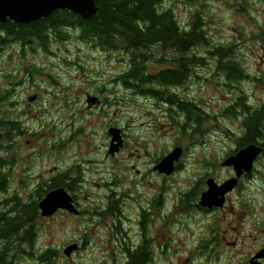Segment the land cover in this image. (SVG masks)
<instances>
[{
    "label": "rangeland",
    "instance_id": "rangeland-1",
    "mask_svg": "<svg viewBox=\"0 0 264 264\" xmlns=\"http://www.w3.org/2000/svg\"><path fill=\"white\" fill-rule=\"evenodd\" d=\"M166 6L175 9L183 26L200 13L211 42L233 46L251 74L229 80L217 72L216 59L207 53L209 59L196 69L200 78L179 89L186 99L202 100L214 117L201 121L197 130L183 128L184 119L171 117L156 98L132 92L119 79L129 65L127 56L84 42L80 31L63 30L65 40L52 42L48 49L19 41L3 47L0 96L11 92V116L29 129L19 139L9 193L28 199L39 185L70 167L75 180L82 175L86 179L74 193L88 211L80 216L66 211L38 216L34 254L17 257L14 264H125L121 244L137 246L144 233L155 255L152 264H247L253 247L264 241L263 155L255 163L254 176L241 179V188L230 195L225 210L193 218L194 205L175 206L182 191L197 185L200 177L209 174L221 185L236 175L222 162L238 148L236 138L242 135L247 113L224 111L241 95L251 107H264V0H167ZM149 69L157 70L158 65ZM93 96L102 100L100 107L89 102ZM109 125L119 127L125 139L115 154L108 151ZM178 145L185 153L182 170L168 176L157 171V162ZM206 188L205 181L202 190ZM114 193L123 196L119 201L130 236L112 229L119 223L114 215L94 212L106 202L101 195ZM159 195L161 206L155 202ZM5 197L0 194V202ZM148 205L153 209L145 231L141 209ZM73 244L77 248L68 256L65 249ZM49 248L56 250L52 258L39 259Z\"/></svg>",
    "mask_w": 264,
    "mask_h": 264
},
{
    "label": "trees",
    "instance_id": "trees-1",
    "mask_svg": "<svg viewBox=\"0 0 264 264\" xmlns=\"http://www.w3.org/2000/svg\"><path fill=\"white\" fill-rule=\"evenodd\" d=\"M95 1L98 12L88 19L70 10L59 9L49 17L30 23H16L10 19L0 22V55L3 47L14 41L33 48L37 45L48 49L52 42L65 40L67 34L63 30L80 31V38L84 42H90L94 47L108 53H124L130 58V67L119 75L121 82L130 87H139L143 83H158L154 84V93H159L168 100L174 98L177 107L181 109L179 112L187 114V123L183 126L191 123L195 125V129L202 121L193 114V109L196 108L178 92L170 95L167 89L170 86L185 87L191 81L190 75L194 73V65L203 61L198 57L200 52L192 51L195 48H205L210 56L218 59V71L229 80L239 81L243 77L244 69L234 54L233 46H221L211 42L205 30L206 22L201 19L203 16L200 13L197 12L192 22L183 26L175 9L165 6L167 0ZM160 49L175 51L170 59L167 58L169 53L165 51V60L159 62L173 64V67L154 75V70L150 69L152 73H149L146 66L156 61ZM6 92L8 94L0 96V194H6L0 202V264H14L17 257L20 259L22 256L34 254L31 250L35 248L38 232L40 200L49 189L61 185L75 188L77 181L73 178L72 182H67L69 171L73 169L69 168L42 183V186L39 185L30 193L28 199L17 193H9L12 188L10 169L17 162L21 149L19 139L28 133L29 129L18 118L11 116L10 107L14 102L9 98L11 92ZM249 104L245 101V96L241 95L224 113L235 116L238 110L247 112L242 122V135L237 136L236 141L240 147L251 142L259 143L263 147L264 156V107L254 108ZM109 211L119 217L118 199L111 202ZM55 251L46 249L39 259L48 261ZM128 254L127 264H146L149 257L145 246L129 250Z\"/></svg>",
    "mask_w": 264,
    "mask_h": 264
},
{
    "label": "water",
    "instance_id": "water-1",
    "mask_svg": "<svg viewBox=\"0 0 264 264\" xmlns=\"http://www.w3.org/2000/svg\"><path fill=\"white\" fill-rule=\"evenodd\" d=\"M67 9L79 16L88 19L98 12L95 0H0V22L12 20L16 23H30L49 17L55 10ZM37 95L29 97L33 101ZM95 97H90L89 102H95ZM112 141L109 148L111 154H115L123 145V138L120 128L113 126L109 129ZM263 147L256 143H251L229 155L222 163L225 166H232L236 170V177L226 180L218 185L213 178L208 180V189L203 192L201 204L204 206H221L224 204L225 195L233 190L239 183V177L245 173H251L255 167L256 159L262 154ZM183 153V147L177 146L168 153L156 167L162 171L170 173L175 167V162L179 160ZM39 207L42 216H52L60 209H66L72 213L79 212L73 196L64 187L60 186L52 189L40 200ZM77 248L73 244L65 249L68 256ZM256 258H264V248L256 254ZM251 264H260L251 262Z\"/></svg>",
    "mask_w": 264,
    "mask_h": 264
},
{
    "label": "flooded vegetation",
    "instance_id": "flooded-vegetation-1",
    "mask_svg": "<svg viewBox=\"0 0 264 264\" xmlns=\"http://www.w3.org/2000/svg\"><path fill=\"white\" fill-rule=\"evenodd\" d=\"M165 6H166V4H165ZM200 48V47H199ZM204 48H202V49H198V48H195V50H193L192 52H194V51H197V52H200L201 54L198 56L199 58H202L203 59V61H200V62H198V63H196L195 65H194V67H193V71H192V75H190V78H191V81L189 82V85H190V83L191 82H193V81H195V80H198L199 78H200V75H199V73L197 72V66L198 65H204L205 63H206V61L209 59L208 57H207V53L209 54V52H205V53H203L202 52V50H203ZM168 52L169 53V55L167 56V58H171V57H173L174 56V52L172 51V50H169V51H167V50H162V49H160V53H159V56H156L157 58H156V61L154 62V63H150V64H148V66H146V69L148 70V72L149 73H152L151 71H150V69H149V66L151 65V64H156V65H158V69L157 70H154V75H156V74H158V73H161V72H163V71H165V70H167V69H170L171 67H173V64H166V62H162V63H159V62H161V61H163V60H165V55H163L164 54V52ZM127 58H129L128 56H127ZM214 59H216V58H214ZM130 60V58L128 59V62H129V65H128V67L127 68H129L130 67V64H131V60ZM216 61H217V72L219 73V71H218V59H216ZM243 69H244V67H243ZM251 76V74L250 73H248V72H246V70L244 69V75H243V77H241V78H247V77H250ZM241 80V79H240ZM156 83V82H155ZM155 83H153V82H151V84L149 85V83H143L142 85H139V84H137V85H139V87H136V86H133V85H131V87L130 86H128V88L132 91V92H138L139 94H144L143 96H149V97H154V98H156L158 101H160L165 107H167V109H166V112L167 113H171V117H175V116H177V118H178V120L180 121V119H184V123L186 122V115L187 114H185V113H182V112H179L181 109L180 108H178L177 107V103H176V100L174 99V98H170L169 100L168 99H166L165 97H163L162 95H160L159 93H157V94H155L154 93V91H155V86H154V84ZM156 84H158V83H156ZM126 85V84H125ZM127 86V85H126ZM181 88V87H180ZM180 88H178L177 86H170V87H167V89H169V93H170V95H172V93H176V92H178L181 96H182V98L183 99H185L186 101H188V102H190L195 108H196V110L195 109H193L195 112L193 113V114H196L199 118H201V120L203 121V120H206V119H209V118H214L213 116H212V114L211 113H209L208 111H206L205 110V107H204V102L202 101V100H197V99H195L196 97H194V98H190V99H186L185 98V96L183 95V94H181L180 92H179V89ZM160 89V88H159ZM160 95V96H159ZM93 97H95L96 98V101L95 102H92V103H97V104H94V106L95 107H100L101 106V104H102V100L100 99V97L98 96H93ZM230 106H232V105H229L227 108H229ZM245 113H247L246 111H244ZM180 118V119H179ZM245 120V119H244ZM180 122H182V121H180ZM243 122V121H242ZM187 123V122H186ZM184 125V124H183ZM182 125V127L183 128H185V126H183ZM242 125H243V123H242ZM195 126V125H194ZM191 123H188V127H190L191 128V130H197V128L195 129V128H193L194 127ZM199 125H197V127H198ZM111 127H113L112 125H109L108 126V128L110 129ZM117 127V126H116ZM107 128V130H108V132H107V134L111 137V140L109 141V144L111 145V141H112V135L109 133V129ZM242 129H243V127H242ZM232 133H234V132H232ZM120 134H121V129H120ZM126 134V133H125ZM201 134H203V132H201ZM239 134H242V133H239ZM122 135L124 136V134H123V132H122ZM126 136H128L127 134H126ZM127 140V139H126ZM251 143H254V142H251ZM250 143V144H251ZM256 144H259V143H256ZM109 145V146H110ZM125 145V139L123 138V145H122V147ZM260 145V144H259ZM179 146V145H178ZM181 146V145H180ZM246 146V145H245ZM121 147V148H122ZM177 147V146H176ZM176 147H174V149L176 148ZM242 147H244V146H242ZM242 147H240V146H238V148L236 149V150H234L233 151V153H231V154H228L227 156H226V158L229 156V155H232V154H235L236 153V151L237 150H239L240 148H242ZM110 148V147H109ZM173 149V150H174ZM172 150V151H173ZM109 151V150H108ZM172 151H170V152H172ZM170 152H167V153H165V155L164 156H166L168 153H170ZM183 152H184V149H183ZM185 154V153H184ZM184 154L182 153V155L184 156ZM182 155H181V157H182ZM163 156V157H164ZM260 156H262V154L260 155ZM259 156V157H260ZM163 157L157 162V164L163 159ZM179 158V160H177L176 162H175V167L173 168V170L170 172V173H167V172H162V171H160L157 167H156V165H155V169L157 170V171H160V172H162V173H164L165 175H171L172 173H173V175L174 174H176L177 172H179L180 170H182V166L184 165V163L182 162V158ZM258 157V158H259ZM155 158H157V157H155ZM258 158L256 159V161L258 160ZM181 159V160H180ZM256 161H255V163H256ZM256 165V164H255ZM70 168V167H69ZM68 168V169H69ZM233 169H234V167H233ZM254 169H255V167H254ZM254 169H253V171L251 172V173H245V174H243L241 177H239V183L237 184V186L233 189V190H231V191H229L226 195H225V201H224V204L223 205H221V206H217V205H213V206H211V207H209V206H204V205H202L201 204V199H202V194H203V192H205L207 189H208V180L210 179V178H213V177H209L210 175L209 174H207L205 177H200L198 180H197V185H192V187L193 188H191V189H189L188 191H182V193H181V197L180 198H178L176 201H175V206H181V205H194L195 206V208H196V216H193V218H195V217H197V213H199V214H201V213H215L216 211H223V210H225V207H226V204H227V201H228V199H229V197H230V195L235 191V190H237V189H239V188H241V186H242V184L240 183L241 182V179H245V178H249L250 176L252 177V175L254 176ZM235 170V169H234ZM65 171H67V170H65ZM65 171H62V172H65ZM235 172H236V170H235ZM59 173H61V171L59 172ZM58 173V174H59ZM57 174V175H58ZM57 175H55V176H57ZM236 176V175H235ZM234 176V177H235ZM54 177V176H53ZM74 177L73 176H71L70 175V173H69V176L67 177V182H72V179H73ZM231 178H233V177H231ZM230 178V179H231ZM75 179V178H74ZM214 180H215V182H216V179L215 178H213ZM77 181V184H76V186H75V188L76 189H80L81 187H83V182H86V179H84V175H82V178L78 181V180H76ZM205 181H206V184H207V188L206 189H203L202 190V187H203V185L205 184ZM97 185H101V184H97ZM62 186V185H61ZM102 186L103 187H107L108 185H105V184H102ZM149 186H151V183H149ZM57 187H60V186H57ZM57 187H53V188H51V189H49V191L50 190H52V189H55V188H57ZM70 193H71V195L73 196V199H74V202H75V204H76V206H77V208H78V210H79V212L77 213V214H75V213H73V214H75V215H84V214H86V213H88V211L87 210H85V209H83L82 208V206H81V204L79 203V201L77 200V198H76V195H75V193H74V187L73 188H67L66 186H64ZM188 187H190V186H188ZM187 187V188H188ZM198 190H200V193H198L196 196H195V193H197V191ZM143 192V191H142ZM100 193H98V195H99ZM98 195H95V196H98ZM102 196H103V198H105V200H106V202L104 203V205L103 206H101V205H99V210L98 211H96V209H95V213H97V214H111L110 213V207H111V202L114 200V199H118V200H120L123 196H121V194L120 193H114V194H104V195H101V198H102ZM160 197H161V195H159V198H155V202H158V205L159 206H161V203H163V202H160L159 200H160ZM129 198H132V199H136V198H134V197H129ZM128 198V199H129ZM127 199V200H128ZM137 199H138V197H137ZM150 199V197H148V200ZM129 200H131V199H129ZM144 201H145V199H144ZM191 203H194V204H191ZM119 204H120V215H119V217L117 218L115 215H116V213L115 214H113L114 215V220H119V223H116L114 226H112V229H114L116 232L117 231H119L120 232V235H122L123 236V233H124V235H126V236H130V234H129V230L125 227V225H124V223H123V221H125V223L128 221L127 219H126V215H125V210H124V208H123V205H122V202H120L119 201ZM152 206H143V210L141 209V216H142V218L143 219H141V223H142V226H143V230H145L146 231V221H147V216L150 214V213H152ZM59 211H66L65 213H72V212H70V211H68V210H66V209H60V210H58L56 213H58ZM218 230V229H217ZM218 233H219V230H218ZM145 235H146V233H144V237H143V240H142V242L140 243V244H138L137 246H133V245H135V244H132V245H127V246H125V243L124 244H121V248H122V250H123V253L125 254V259H127L126 260V263L125 264H127L128 263V261H129V254H128V251L129 250H134V249H137L138 247H140V246H145L146 247V249L148 250V252H149V257H148V259H147V261H146V264H152V262L154 261V253H153V251H152V249H149L148 248V244H147V238L145 237ZM119 236V234L117 233L116 234V237H118ZM124 241H125V239H124ZM256 246V245H255ZM253 247V250H252V252L250 253V255H249V257H248V260H247V264H251V262H254V263H260V264H264V258H256L255 256H256V254L257 253H259L263 248H264V241L261 243V245L259 246V247Z\"/></svg>",
    "mask_w": 264,
    "mask_h": 264
},
{
    "label": "bare ground",
    "instance_id": "bare-ground-1",
    "mask_svg": "<svg viewBox=\"0 0 264 264\" xmlns=\"http://www.w3.org/2000/svg\"><path fill=\"white\" fill-rule=\"evenodd\" d=\"M35 95H36V94H35ZM36 98H37V97H36ZM36 98H35V99H36ZM35 99H34V100H35Z\"/></svg>",
    "mask_w": 264,
    "mask_h": 264
}]
</instances>
